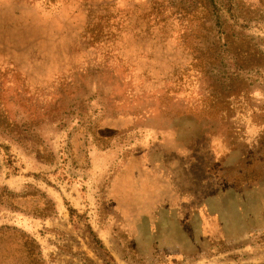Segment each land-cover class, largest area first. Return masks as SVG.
Wrapping results in <instances>:
<instances>
[{"label":"rangeland","instance_id":"1","mask_svg":"<svg viewBox=\"0 0 264 264\" xmlns=\"http://www.w3.org/2000/svg\"><path fill=\"white\" fill-rule=\"evenodd\" d=\"M0 264H264V0H0Z\"/></svg>","mask_w":264,"mask_h":264},{"label":"bare ground","instance_id":"2","mask_svg":"<svg viewBox=\"0 0 264 264\" xmlns=\"http://www.w3.org/2000/svg\"><path fill=\"white\" fill-rule=\"evenodd\" d=\"M159 197V194H156L155 196H153L152 198H151V200H154V199H156V198H158Z\"/></svg>","mask_w":264,"mask_h":264},{"label":"crops","instance_id":"3","mask_svg":"<svg viewBox=\"0 0 264 264\" xmlns=\"http://www.w3.org/2000/svg\"><path fill=\"white\" fill-rule=\"evenodd\" d=\"M127 204H128L129 206L135 205V204H132V203H130V202H127Z\"/></svg>","mask_w":264,"mask_h":264}]
</instances>
